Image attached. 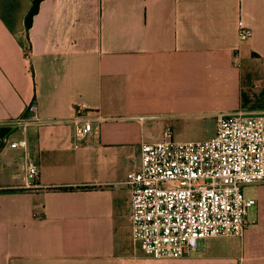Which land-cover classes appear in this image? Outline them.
Here are the masks:
<instances>
[{
	"label": "crops",
	"instance_id": "0c3cea01",
	"mask_svg": "<svg viewBox=\"0 0 264 264\" xmlns=\"http://www.w3.org/2000/svg\"><path fill=\"white\" fill-rule=\"evenodd\" d=\"M34 1L0 0V264H264V183L245 187L258 212L237 241L158 259L133 238L125 182L166 127L190 140L180 120L210 121L205 140L219 113L264 109V0H42L29 28Z\"/></svg>",
	"mask_w": 264,
	"mask_h": 264
},
{
	"label": "built area",
	"instance_id": "2783aa9c",
	"mask_svg": "<svg viewBox=\"0 0 264 264\" xmlns=\"http://www.w3.org/2000/svg\"><path fill=\"white\" fill-rule=\"evenodd\" d=\"M239 35L253 31L243 19ZM30 120L39 121L38 106L29 105ZM159 114L130 115L141 123ZM216 132L205 140H179L171 127L161 139L142 143V162L127 173L131 190L134 240L151 257L180 258L212 236L242 234L256 204L245 187L264 183V109L217 115ZM91 119L77 124L80 137L93 130ZM7 141V139H5ZM28 147L27 139L11 142ZM29 185H35L38 166L27 157Z\"/></svg>",
	"mask_w": 264,
	"mask_h": 264
},
{
	"label": "rangeland",
	"instance_id": "374dc122",
	"mask_svg": "<svg viewBox=\"0 0 264 264\" xmlns=\"http://www.w3.org/2000/svg\"><path fill=\"white\" fill-rule=\"evenodd\" d=\"M174 130L176 134H180L182 137H188L193 140H199L202 139L203 136L206 134H209L212 130V122L205 121L202 122L200 126H194V124L189 123L185 124L183 120H180L178 125L174 126ZM257 200V199H255ZM256 204L250 209L249 211V218H254L258 212V205ZM214 237V240H217L220 244L229 243V241H237L239 239V236H212ZM204 239V238H203ZM201 242V240H200ZM141 246V245H140ZM142 248V246H141ZM143 249V248H142Z\"/></svg>",
	"mask_w": 264,
	"mask_h": 264
},
{
	"label": "trees",
	"instance_id": "16d2710c",
	"mask_svg": "<svg viewBox=\"0 0 264 264\" xmlns=\"http://www.w3.org/2000/svg\"><path fill=\"white\" fill-rule=\"evenodd\" d=\"M41 1L42 0H35L30 12L27 15L26 21H27V26L29 28L33 23L34 16L39 12ZM7 130L8 128L0 127V132L2 135H5L7 133Z\"/></svg>",
	"mask_w": 264,
	"mask_h": 264
}]
</instances>
